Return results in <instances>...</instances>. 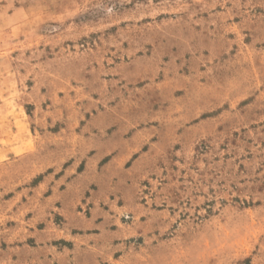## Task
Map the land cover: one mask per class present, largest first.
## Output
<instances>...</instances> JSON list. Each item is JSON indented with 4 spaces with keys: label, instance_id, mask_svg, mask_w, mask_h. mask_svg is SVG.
<instances>
[{
    "label": "rangeland",
    "instance_id": "rangeland-1",
    "mask_svg": "<svg viewBox=\"0 0 264 264\" xmlns=\"http://www.w3.org/2000/svg\"><path fill=\"white\" fill-rule=\"evenodd\" d=\"M0 264H264V0H0Z\"/></svg>",
    "mask_w": 264,
    "mask_h": 264
}]
</instances>
